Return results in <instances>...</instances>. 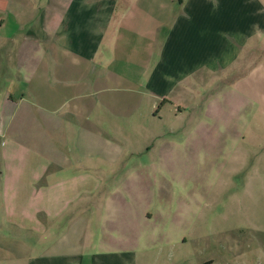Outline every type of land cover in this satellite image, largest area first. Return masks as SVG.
I'll use <instances>...</instances> for the list:
<instances>
[{"label": "crops", "instance_id": "1", "mask_svg": "<svg viewBox=\"0 0 264 264\" xmlns=\"http://www.w3.org/2000/svg\"><path fill=\"white\" fill-rule=\"evenodd\" d=\"M263 46V0H0L3 213L41 235L65 214L77 217L74 226L88 215L87 231L97 218L94 231L106 236L94 255L49 252L35 264H83L85 256L90 264H132L125 257L137 250L139 231L155 241L169 226L160 225L165 212L155 203L167 202L173 186L155 173L170 168L177 147L153 138L169 129L194 139L187 148L197 155L220 149L216 107L229 97L213 90ZM74 137L148 140L127 149L126 167L120 148L74 162L55 140ZM194 183V200H203L202 183ZM187 207L184 200L176 216H165L185 220Z\"/></svg>", "mask_w": 264, "mask_h": 264}, {"label": "rangeland", "instance_id": "2", "mask_svg": "<svg viewBox=\"0 0 264 264\" xmlns=\"http://www.w3.org/2000/svg\"><path fill=\"white\" fill-rule=\"evenodd\" d=\"M244 1L235 0L236 3ZM253 8H250V19H254ZM229 77L213 90L220 100L229 97V102L219 103L216 107L219 118L216 129L223 133L218 138L220 149L197 155L187 148L194 139L174 135L169 129L165 132L166 138H153L152 144L157 147H177L168 154L171 163L176 165L155 173L158 178L169 180L173 193L164 205L156 202L155 207L159 205L160 210L176 216L186 200L188 210L185 220L162 213L160 225L169 223V226L156 233L155 241H149V235L139 231L137 250L132 256L125 257L128 263L204 264L212 260V264H264V46L244 58L240 69H235ZM168 125H171L170 121L159 128H169ZM197 126L198 122L191 124L192 129ZM55 140L59 142L58 149L76 163L89 155L93 158L97 151L120 148L124 152L123 165L129 167L133 159L127 149L144 145L148 139L74 137ZM19 143L33 146L36 139L21 138ZM159 157L158 152L153 161ZM114 158V152L106 154L107 161ZM116 158H120L119 155ZM99 161L105 163L103 157ZM95 172L104 174L106 171ZM183 179L187 180L185 186L180 183ZM194 181L202 183L203 200H194L201 193V186H196ZM3 184L0 180V264H35L49 252L68 255L79 253L81 249L86 255H94L101 251L97 244L106 236L95 233L99 227L97 218L89 233L85 224L88 215L74 226L77 217L65 214L55 222V231L41 235L29 228L28 222L25 226L5 216ZM103 188L105 191L106 187ZM89 259L90 256H85L83 264H90Z\"/></svg>", "mask_w": 264, "mask_h": 264}, {"label": "trees", "instance_id": "3", "mask_svg": "<svg viewBox=\"0 0 264 264\" xmlns=\"http://www.w3.org/2000/svg\"><path fill=\"white\" fill-rule=\"evenodd\" d=\"M204 264H212V262H211V261H209V262H206V263H204Z\"/></svg>", "mask_w": 264, "mask_h": 264}]
</instances>
